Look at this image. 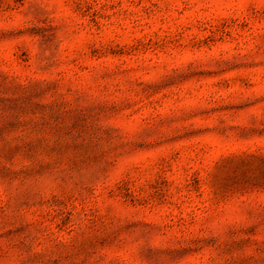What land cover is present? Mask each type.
Returning a JSON list of instances; mask_svg holds the SVG:
<instances>
[{"label": "rangeland", "instance_id": "374dc122", "mask_svg": "<svg viewBox=\"0 0 264 264\" xmlns=\"http://www.w3.org/2000/svg\"><path fill=\"white\" fill-rule=\"evenodd\" d=\"M0 264H264V0H0Z\"/></svg>", "mask_w": 264, "mask_h": 264}]
</instances>
